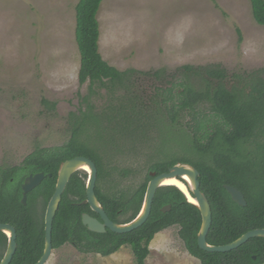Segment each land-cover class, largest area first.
I'll list each match as a JSON object with an SVG mask.
<instances>
[{"label": "rangeland", "instance_id": "374dc122", "mask_svg": "<svg viewBox=\"0 0 264 264\" xmlns=\"http://www.w3.org/2000/svg\"><path fill=\"white\" fill-rule=\"evenodd\" d=\"M78 1L0 0L2 168L21 165L36 151L64 145L72 136L76 115L87 110L82 101L89 86L79 82ZM98 18L100 51L120 70L138 71L131 74L130 85L148 102L144 111H157L155 86L176 81L182 75L176 69L185 64L219 65L226 70L227 86L264 78V26L253 18L250 0H104ZM238 27L243 34L241 43ZM161 69L166 75L158 80L152 73ZM92 100L98 113L114 103L105 96H92ZM205 113V109L189 110L175 126L167 117L164 126L145 114L141 135L127 142L114 123L102 119L107 130L104 137L115 136L106 153L110 165L118 167L101 180L102 189L120 193L138 187L149 165L160 156L157 149L165 158L201 157L190 146L191 136L185 130ZM91 127L88 124L83 133L91 136ZM161 129L165 138L158 145L164 137ZM124 169L129 170L127 176L120 174ZM38 208L42 209L41 203ZM46 264H135V256L128 245L103 256L66 244L54 249ZM146 264L201 262L186 248L179 226H172L156 234Z\"/></svg>", "mask_w": 264, "mask_h": 264}, {"label": "trees", "instance_id": "16d2710c", "mask_svg": "<svg viewBox=\"0 0 264 264\" xmlns=\"http://www.w3.org/2000/svg\"><path fill=\"white\" fill-rule=\"evenodd\" d=\"M104 0H79L76 4V41L81 55L79 82L88 84L89 93L83 95L87 110L76 115L71 138L62 146L49 151H36L28 155L23 163L11 168L0 167V223L7 222L17 229L18 248L10 264H35L43 255L45 248V214L52 198L62 162L76 156H87L95 161L98 167L96 194L109 217L118 223L133 220L140 212L151 171L160 174L166 172L177 162H188L200 171L201 189L210 200L213 211V222L207 240L212 245H224L233 242L246 232L264 228V140L258 142L259 160L249 162L247 159L225 163L219 160L217 146L210 142L212 162L205 160L206 150L202 141V131L209 123L213 124L214 140L225 134L226 140L232 139L239 147L255 137L256 132L264 131V78L249 80L239 85L227 87L224 83L226 70L219 65L194 66L185 64L176 69L182 74L174 81L155 86L154 98L159 102L153 106L157 111H144L148 106L139 95L133 92L131 74L137 70H120L104 59L100 51V21L98 14ZM252 15L255 21L264 26V0H250ZM239 42L243 41L241 29L237 28ZM142 73V72H141ZM156 79H164V69L152 73ZM215 79L219 80L217 83ZM171 84V85H170ZM92 96L109 99L110 104L102 113L95 112ZM83 105V104H82ZM209 108L200 120H193L190 146L201 155L193 159L186 155L160 156L148 167L145 181L136 188H129L120 193L103 190L100 182L111 176L118 167L111 166L108 158V146L115 136L105 138L106 126L102 119L114 123L117 131L134 140L141 135L142 117L147 114L155 121L165 123L166 118L174 126L184 120L189 110ZM111 109L112 112L106 111ZM107 113V114H106ZM219 123L226 126L222 129ZM91 124L92 135L83 133ZM145 124V123H143ZM146 126V124H145ZM212 127V126H211ZM164 129V127H163ZM162 130V129H161ZM144 131V130H143ZM230 132V133H228ZM164 133V130H162ZM256 133V134H255ZM233 134V135H232ZM85 135V136H84ZM232 135V136H231ZM161 137L158 145L164 140ZM157 145V146H158ZM165 156V155H164ZM44 172L46 177L35 190L29 193L27 204H23L25 178L30 174ZM128 169L120 174L127 176ZM51 174V176H50ZM88 173L78 170L71 177L63 194L55 216L53 226V247L60 248L66 244L74 245L84 253H99L109 256L122 246L132 248L135 264H146L150 254V245L160 231L179 226V236L188 251L197 257L201 264H261L264 263V237L251 238L237 249L228 252H210L201 249L198 233L202 225V214L194 203L188 201L185 194L175 185L161 186L155 195L153 209L148 220L139 228L126 233H116L108 229L104 233L93 232L83 224V213L99 217L89 204L83 203L87 197L86 186ZM236 185L245 195L246 206L233 201L224 188V183ZM42 209L38 208L39 199ZM170 204L171 210L162 208ZM9 237L0 232V262L7 250ZM254 255L257 259H254Z\"/></svg>", "mask_w": 264, "mask_h": 264}, {"label": "water", "instance_id": "95a60500", "mask_svg": "<svg viewBox=\"0 0 264 264\" xmlns=\"http://www.w3.org/2000/svg\"><path fill=\"white\" fill-rule=\"evenodd\" d=\"M78 170H85L88 173V180L86 186L87 197L83 201L85 204H89L93 211L101 216V220L92 216L89 213H83V224L88 227L89 230L98 233H104L107 229H110L116 233H126L142 226L150 217L153 209V202L157 190L161 186L172 185L167 184L169 179L185 180V177L189 178L188 182H185L188 187V192H185L181 188L182 192L187 197L188 201L197 205L202 214V225L198 233V243L201 249L210 252H228L239 248L251 238L264 237V228H257L250 230L234 240L231 243L224 245H212L208 242L207 237L213 222V211L210 200L205 192L201 189V183L199 180L200 171L191 163L177 162L175 165L169 168L168 171L157 174L155 171H151V180L148 183L147 191L145 194L142 208L138 215L127 223H117L110 219L104 206L99 201L96 194V186L98 180V167L94 160L87 156H76L61 163L58 178L56 183V189L49 201L46 214H45V248L43 255L39 261L35 264H46L52 256L53 247V226L56 213L59 205L62 201L63 194L67 188V185L75 172ZM51 176V174H50ZM46 175L44 172H37L35 174L28 175L22 185L23 188V204L27 203L28 193L33 189L41 185ZM176 186V185H175ZM226 189L230 193L232 199L241 206H246L247 200L245 195L238 188L226 185ZM192 197L195 201L191 200ZM170 204L164 206L162 210L167 212L171 210ZM0 232H4L9 237L7 250L0 264H10L14 258V255L18 248L17 243V229L10 223L1 222Z\"/></svg>", "mask_w": 264, "mask_h": 264}, {"label": "flooded vegetation", "instance_id": "af4514ba", "mask_svg": "<svg viewBox=\"0 0 264 264\" xmlns=\"http://www.w3.org/2000/svg\"><path fill=\"white\" fill-rule=\"evenodd\" d=\"M227 78V76H226ZM226 78L224 79V83L226 85ZM174 81V80H172ZM219 80L215 79V82L217 83ZM177 82L174 81V83ZM245 82V81H244ZM240 83L243 82H238L236 85H239ZM171 85V84H170ZM227 86V85H226ZM231 86H227V87H232ZM242 86V85H239ZM206 110V120H210L211 118L215 119V120H220L219 118L215 117V116H210V109L209 108H204ZM213 124L214 123H209L205 128H203L202 136L203 139L202 141H204L205 143V147L207 148L206 150V155H205V160H207L208 162H212L214 160L213 155L211 154L213 152V148H210V142H212L214 144V146H217V154L219 157V160L221 162H223V165L221 167V170L226 169V165L225 163L231 164L233 161H237V160H242V159H247L249 160V162L253 163L259 160L260 157V153H259V149H258V142H263L260 140H264V131H259L256 132L255 137L251 138L249 141H246L244 143V148L242 147V145H240L239 147L234 143V141L232 139H230L229 141L226 140L225 134H223V138L220 139V135L219 138L217 140H214V136H215V131L213 129ZM222 126V129L226 126L224 123H219ZM212 126V127H211ZM264 128V125H263ZM190 132V135H195L194 134V130L192 126H189V129H187ZM230 133V132H228ZM233 135V134H232ZM231 135V136H232ZM201 174V173H200ZM200 177V176H199ZM226 185H231L234 186L236 188H238L236 185L234 184H230V183H224L223 186L226 189ZM40 186V185H39ZM201 186V185H200ZM37 188V187H36ZM35 188V189H36ZM33 189V190H35ZM239 189V188H238ZM32 190V191H33ZM227 190V189H226ZM240 190V189H239ZM31 191V192H32ZM228 192V190H227ZM30 193V192H29ZM28 193V195H29ZM229 193V192H228ZM230 194V193H229ZM244 194V193H243ZM23 198V197H22ZM28 200V199H27ZM40 203L41 200L40 198L38 199ZM234 201V200H233ZM235 202V201H234ZM27 204V203H26ZM238 204V203H237ZM48 207V206H47ZM47 210V209H46ZM93 216V215H92ZM109 216V215H108ZM96 217V216H94ZM98 219L101 220V216L99 215V217H96ZM111 219V218H110ZM112 220V219H111ZM113 221V220H112ZM115 222V221H114ZM118 223V222H117ZM108 230V229H107ZM254 259H257V256L254 255Z\"/></svg>", "mask_w": 264, "mask_h": 264}, {"label": "bare ground", "instance_id": "6f19581e", "mask_svg": "<svg viewBox=\"0 0 264 264\" xmlns=\"http://www.w3.org/2000/svg\"><path fill=\"white\" fill-rule=\"evenodd\" d=\"M185 182L189 181L188 177H185ZM184 182V180H178V179H169L166 181L167 184H172V185H176L179 188H181L182 190H184L185 192H188V187L187 184ZM191 200L195 201V199H193L192 197H190Z\"/></svg>", "mask_w": 264, "mask_h": 264}]
</instances>
